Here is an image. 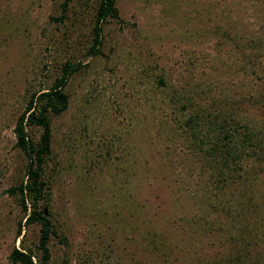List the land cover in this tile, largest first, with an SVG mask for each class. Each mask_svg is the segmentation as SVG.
I'll use <instances>...</instances> for the list:
<instances>
[{
    "label": "rangeland",
    "instance_id": "rangeland-1",
    "mask_svg": "<svg viewBox=\"0 0 264 264\" xmlns=\"http://www.w3.org/2000/svg\"><path fill=\"white\" fill-rule=\"evenodd\" d=\"M62 2L0 0V264L38 252V222L16 236L13 127L66 60L82 65L50 114V264H264V0H115L96 55L97 0ZM211 144L234 154L211 164Z\"/></svg>",
    "mask_w": 264,
    "mask_h": 264
},
{
    "label": "trees",
    "instance_id": "trees-1",
    "mask_svg": "<svg viewBox=\"0 0 264 264\" xmlns=\"http://www.w3.org/2000/svg\"><path fill=\"white\" fill-rule=\"evenodd\" d=\"M69 1L63 0L62 2L63 14L69 5ZM117 16L118 10L115 6V0H97L91 25L90 43L87 47L89 54L96 55L100 52L103 23L108 17ZM62 17L57 16L54 18L60 20ZM81 65L80 61H64L60 67V73L54 78L53 83L47 89L35 91L29 96L13 127L15 143L22 149L27 158L25 176L19 183L11 185L7 189L11 194H18L19 204L25 212V221L23 219L18 221L16 236H22L24 225L32 221L38 222L40 228L36 243L38 252L31 248L14 247L9 255L12 264H50L49 240L53 230L48 217L49 211L41 205L40 201L45 197L44 162L51 150L50 114L60 113L67 107L68 94L64 87L69 77L79 70ZM219 124V127L223 126V123ZM33 125L39 128L37 138L30 131V127ZM244 134L243 139L248 140L250 134L248 132ZM195 135H198L199 143L205 144V139L199 137L200 134L195 133ZM226 137L227 133L224 131L221 138ZM232 137L233 134L229 139ZM205 152L211 164L215 163L217 158L212 159L208 155H217L225 163L226 156L234 154L225 146L218 145V147H215V144L207 146Z\"/></svg>",
    "mask_w": 264,
    "mask_h": 264
}]
</instances>
